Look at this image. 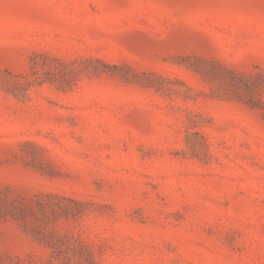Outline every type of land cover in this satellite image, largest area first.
Segmentation results:
<instances>
[{"label":"rangeland","instance_id":"rangeland-1","mask_svg":"<svg viewBox=\"0 0 264 264\" xmlns=\"http://www.w3.org/2000/svg\"><path fill=\"white\" fill-rule=\"evenodd\" d=\"M0 264H264V0H0Z\"/></svg>","mask_w":264,"mask_h":264}]
</instances>
